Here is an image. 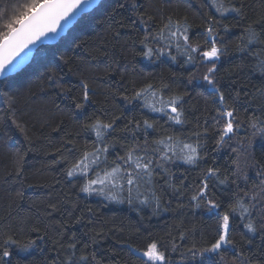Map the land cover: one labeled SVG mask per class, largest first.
Returning a JSON list of instances; mask_svg holds the SVG:
<instances>
[{"label": "trees", "instance_id": "obj_1", "mask_svg": "<svg viewBox=\"0 0 264 264\" xmlns=\"http://www.w3.org/2000/svg\"><path fill=\"white\" fill-rule=\"evenodd\" d=\"M29 2L0 0V32ZM137 2L139 14L152 18L149 31L153 35L170 17L188 27L189 43L201 50L209 47L206 21L221 19L211 0ZM221 2L241 8L243 15L229 13L222 18L230 30L219 32L217 47L222 55L215 63L201 58L189 63L174 46L170 54L149 59L143 54L148 48L168 53L166 42L149 38L145 47L140 43L144 26L138 24L137 31L128 25V12L119 7L125 0H101L56 43L39 45L26 67L0 76V242L7 235L24 243L44 237L28 252L13 245L12 256L0 264L8 260L11 264H61L73 252L74 260L95 253V261L80 264H144L146 258L132 249L142 252L150 242H157L165 251L166 264H264V231L259 230L264 220V177L256 175L264 165V137L254 135L257 129L249 126L251 119L264 118V70L249 54L252 49L260 51L261 46L251 44L244 51L237 50L238 45L244 47L241 38L246 36V28L264 36V0ZM213 67L217 87L241 125L223 144L218 143L223 125V121L217 123L220 104L202 79ZM83 84L90 89L89 100L83 109H77L74 102H79ZM149 84L165 100L182 98L178 105L182 124L152 112L144 100L125 99ZM96 119L114 126L103 142L88 127ZM144 120L154 127L145 131ZM167 136L176 143L199 145L204 158L196 164L167 163L168 172L157 169L147 193L150 197L154 193L157 199H150L148 205L117 203L102 194L81 192L84 177L66 174L83 153L108 147L104 168L129 147H143L146 140L150 147ZM208 167L219 168V179L228 181L209 184L207 195L220 203L218 211L227 210L239 192L246 204L255 205L250 219L258 231L249 232L244 226L248 220L237 213L230 221L235 246L190 260L189 248L202 250L217 234V214L209 213L205 202L191 199ZM89 177L94 178L93 173ZM197 203L201 206L196 207ZM71 243H75L74 249L68 247Z\"/></svg>", "mask_w": 264, "mask_h": 264}, {"label": "snow or ice", "instance_id": "obj_2", "mask_svg": "<svg viewBox=\"0 0 264 264\" xmlns=\"http://www.w3.org/2000/svg\"><path fill=\"white\" fill-rule=\"evenodd\" d=\"M93 0H30L29 3L22 5V11L19 15L12 20L4 24V31L0 32V76H4L8 72L9 65L13 64V61L20 55L24 49L29 45H35L43 38H46L49 33H56L61 28L62 22H66L74 14L82 8V5L87 4L91 7ZM211 6L215 8L216 12L220 14L221 19L217 20L215 17H211L207 23V27L204 30L205 43L209 45L206 50H201L199 47H193L189 43L188 27L180 22H173L171 18L168 19V23L164 25L163 29H158L155 35L149 31L150 22L152 18H145L144 15L139 14L140 5L137 0H125V3L119 5L120 8L126 9L128 12L127 21L128 25L136 29L137 25L144 26V39L140 43L145 44L146 41L151 38L153 41H165V47L169 49L168 53L163 50L154 51L153 48H148V51L143 53L149 59L153 55H165L170 54L171 48L174 46L181 55L187 56V62L192 63L196 58H201L204 61L215 63L222 55V50L217 47L218 40H221L219 32L221 30L227 32L230 29L222 23L224 18L229 13H236L237 15H243L242 9L232 6H226V3L221 0H211ZM259 23V22H258ZM122 26H126L123 25ZM246 36L241 38V43L244 47L238 45L237 50L244 51L247 45L257 44L260 45V51L255 49L250 50L249 54L256 58L257 66L264 70V36L257 33L252 27L245 29ZM183 41V44L181 43ZM182 49V51H181ZM198 54V57L197 55ZM175 60L176 57L172 56ZM215 68H209L208 74L204 75L202 79L206 81V85H203L207 91L214 97L218 98L220 104V112L217 118V123L223 121L221 132L219 133V144L225 142V137H229V134H234L236 129L241 125L234 114V110H229L225 103L224 95L217 87V82L214 78ZM192 79H196L192 77ZM70 91V90H68ZM89 87L87 84L82 85V94L79 97V102H74V106L77 109H83L85 103L89 100ZM127 100H144V106L149 108L152 112L162 113L168 119L176 124H182L183 112L178 107L181 97H169L165 100L163 96L153 89V85L149 84L146 87L141 88L139 91L134 92L133 96L125 97ZM9 103L13 102V98H8ZM235 124V128H234ZM142 126L145 131L154 127L153 123L148 120L142 121ZM249 126L257 129L254 135L260 134L264 137V118H253L249 121ZM94 130L97 141L103 142L104 138L109 134L111 130H114L112 122L103 123L101 120L96 119L93 123L88 125ZM135 127H141V124H136ZM127 130V129H126ZM230 138V137H229ZM149 142L145 141L143 147H129L123 156H117L115 160L111 162L108 167L101 168L102 164H108V147L97 148L93 152L83 153L76 163L73 164L66 172L67 176H81L84 177L85 183L80 187V191L88 194L96 193L102 194L106 199L113 200L117 203L129 204L139 203L141 205H148L150 199H157L153 193L151 197L147 194L150 191V186L153 184L156 170L161 169L163 172H168L165 167L167 163H174L177 160L183 161L186 164H196L204 157L198 151L199 145L194 146L190 143H184L180 141L176 143L175 138L167 136L163 139L152 142L149 147ZM249 150L251 149V142H249ZM20 160H23V155L20 156ZM256 175L264 177V165H260ZM97 169H100L98 172ZM22 167L19 172H22ZM102 172V175H101ZM219 168L208 167L202 172L200 189L191 196L194 201L205 202L206 209L209 213L215 212L218 216V227L215 239L210 243L208 247H204L202 250L189 248L190 254L187 258L190 260H196L197 256L203 257L206 253L219 254L223 247H234V241L230 236L231 218L235 214H239L242 219H247L248 222L244 225L249 232L255 233L258 231L257 227L251 221L252 208L254 204H246L245 200L239 195V192L235 193V201L229 204L227 210L222 214L218 211L221 208L220 203L214 202L208 198L209 184L215 180H218L219 184H227V180L219 179ZM89 173H93L94 178L89 177ZM171 175V173H169ZM236 175V173H233ZM245 180L248 177H243ZM235 184V181H231ZM261 185H264V179L261 180ZM260 186V185H258ZM237 187H239L237 185ZM143 189V191H141ZM248 193H245L247 196ZM143 197V199H141ZM253 200L256 197H252ZM159 207V203L155 205ZM201 204L197 203L196 207H200ZM79 221H77L78 223ZM260 231H264V220H262ZM38 231V229H33ZM74 235V234H73ZM43 236H38L37 240H43ZM37 240H29L24 243L11 235H7L6 238L0 242V261L4 258L11 257V247L15 245L21 252H28L30 249L36 246ZM95 242V241H94ZM75 243L68 245L70 249L75 248ZM63 247V246H61ZM131 247V246H129ZM137 253H141L143 258H146L144 264H166L165 251L161 250V246L157 242H150L147 244L146 249L141 252L139 248L132 249ZM175 250V246H173ZM75 253H71L65 258L61 264H80L81 261H95V253H89L88 255H80L78 259H73ZM4 264H11V261H5Z\"/></svg>", "mask_w": 264, "mask_h": 264}, {"label": "water", "instance_id": "obj_3", "mask_svg": "<svg viewBox=\"0 0 264 264\" xmlns=\"http://www.w3.org/2000/svg\"><path fill=\"white\" fill-rule=\"evenodd\" d=\"M100 2L101 0H93L91 7H89L87 4L82 5V8L78 10V12L74 14L72 17H70L68 21L62 22L61 28L58 29L56 33H49L48 36L46 38H43L40 42H37L35 45H29L28 48L24 49V51L21 52L20 55L15 58L13 64L9 65L10 70L6 72L4 76L16 74L24 67H26L30 63L34 51L39 45L56 43L72 28V26L76 23L77 19L81 15L95 9Z\"/></svg>", "mask_w": 264, "mask_h": 264}]
</instances>
